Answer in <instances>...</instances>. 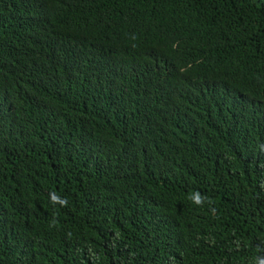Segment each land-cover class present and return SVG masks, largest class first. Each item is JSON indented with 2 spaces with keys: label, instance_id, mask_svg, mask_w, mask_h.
<instances>
[{
  "label": "trees",
  "instance_id": "16d2710c",
  "mask_svg": "<svg viewBox=\"0 0 264 264\" xmlns=\"http://www.w3.org/2000/svg\"><path fill=\"white\" fill-rule=\"evenodd\" d=\"M44 2L0 0V264H255L264 104L196 113L183 92L215 90L213 66L264 74V0ZM182 115L211 150L178 167Z\"/></svg>",
  "mask_w": 264,
  "mask_h": 264
},
{
  "label": "clouds",
  "instance_id": "9594fccd",
  "mask_svg": "<svg viewBox=\"0 0 264 264\" xmlns=\"http://www.w3.org/2000/svg\"><path fill=\"white\" fill-rule=\"evenodd\" d=\"M41 9L39 12L46 10V7H53L54 4H48L41 0ZM135 39V36L132 37ZM134 46V45H133ZM111 64L117 66L114 62L110 60ZM62 63L70 64L68 55L62 61ZM216 72L215 81L216 89L207 93L203 87L195 86L192 91H185L183 95L189 96L193 99L194 104H192V111L196 113H201L203 107L212 104L214 101H218L220 107L228 113L233 115L237 114L239 111H245L253 107L264 104V92L261 90V87L264 85L260 82L261 78H264V74H250L245 71L241 75L233 76L224 69L213 66ZM248 81H254L257 91L249 92L243 87V84ZM178 95L168 92L167 94L162 93L163 99L172 104L175 98ZM187 125V116L182 115L181 119H178L174 122H169V134L172 141V147L167 151L161 153V159H167L174 161L177 166H180V155L182 149L190 145L195 148L197 153L203 157H209L208 153L211 150V147L204 148L202 147L195 138L185 132V126ZM260 151L264 153V144L258 145ZM207 170H202L200 173H196L194 178L201 179L205 176ZM188 199L197 206H202L205 201H208V197L202 196L199 191H193L189 194ZM49 200L52 204L60 205L61 207H66L68 205V200L65 197H61L56 192L49 193ZM211 203V201H209ZM58 221L53 218L51 221V226L55 227ZM71 236V233L68 234ZM258 252H264V249L258 248ZM255 264H264V256L258 255L255 258Z\"/></svg>",
  "mask_w": 264,
  "mask_h": 264
}]
</instances>
